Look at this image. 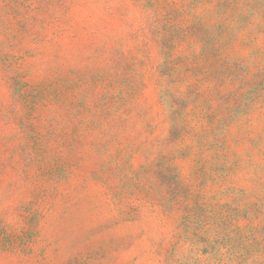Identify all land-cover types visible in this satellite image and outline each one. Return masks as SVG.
Masks as SVG:
<instances>
[{
    "label": "rangeland",
    "instance_id": "1",
    "mask_svg": "<svg viewBox=\"0 0 264 264\" xmlns=\"http://www.w3.org/2000/svg\"><path fill=\"white\" fill-rule=\"evenodd\" d=\"M0 264H264V0H0Z\"/></svg>",
    "mask_w": 264,
    "mask_h": 264
}]
</instances>
